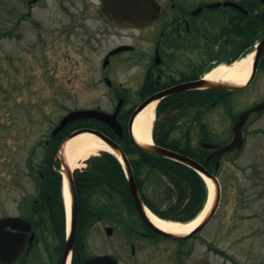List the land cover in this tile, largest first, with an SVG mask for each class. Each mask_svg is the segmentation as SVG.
I'll use <instances>...</instances> for the list:
<instances>
[{
  "label": "flooded vegetation",
  "instance_id": "flooded-vegetation-1",
  "mask_svg": "<svg viewBox=\"0 0 264 264\" xmlns=\"http://www.w3.org/2000/svg\"><path fill=\"white\" fill-rule=\"evenodd\" d=\"M146 2L134 23H119L101 10L87 18L86 76L103 90L101 99L113 101L87 109L114 114L119 108L121 126L90 119L88 128L117 144L138 168L158 157L137 148L136 141H144L132 118L154 105L149 143L206 167V156L233 140L244 114L249 112L241 127L244 143L246 133L264 130V0ZM67 24L68 31L76 29L74 21ZM244 64L245 76H230ZM11 71L17 74L14 66ZM31 80L28 69L21 79L28 92ZM66 136L59 134L52 147ZM50 144L43 142L44 161ZM225 156L206 168L221 175ZM25 169L0 171V264H90L105 256L126 264L128 242L134 258L142 239H167L143 219L127 190L113 186L110 173L75 175L68 208L59 173L30 171L29 160ZM90 175L103 181L91 186Z\"/></svg>",
  "mask_w": 264,
  "mask_h": 264
},
{
  "label": "rangeland",
  "instance_id": "rangeland-1",
  "mask_svg": "<svg viewBox=\"0 0 264 264\" xmlns=\"http://www.w3.org/2000/svg\"><path fill=\"white\" fill-rule=\"evenodd\" d=\"M28 1L0 0V171L26 170L28 150L37 171L44 160L38 145L63 116L90 103L113 104L86 76L82 35L90 12H99L98 0H36L30 7ZM28 10L30 18L22 20ZM73 21L76 29L68 31ZM28 69L29 92L21 83ZM161 182L147 178L145 195L165 210L170 200L155 195ZM220 184L217 215L197 238L185 244L142 239L134 258L128 242L125 263L264 264V131L247 136L237 163H223Z\"/></svg>",
  "mask_w": 264,
  "mask_h": 264
},
{
  "label": "water",
  "instance_id": "water-1",
  "mask_svg": "<svg viewBox=\"0 0 264 264\" xmlns=\"http://www.w3.org/2000/svg\"><path fill=\"white\" fill-rule=\"evenodd\" d=\"M100 1L102 3V11L105 12L106 14H108L109 16H111L113 19H116V20L121 21V22H134L138 17L139 6L142 5L143 10H146L145 7L147 6L146 0H100ZM90 118H94V119H97L99 121H103V122L113 126L115 129L121 128L120 124L117 121V112L113 115H110V114H107L104 112L94 111V110H78V111H73V112L69 113L66 117H64L63 120L60 122L59 127H57L56 130L54 131L53 135H56L59 132H61L68 124H70L72 122L82 120V119H90ZM85 133L95 135L104 144L108 145L118 156H120V158L122 159V161L125 165V170H126V173L128 176L130 188H131L133 197L135 199V202H136L138 208L140 209L141 213H143V215L145 216L146 214L144 212L142 200H141L140 194L138 192V188H137L135 180H134L133 172H132V169L130 167V164H129L125 154L117 145L109 142L105 137L100 135L98 132L92 131L90 129H82V130H78V131L72 133L63 142V144L61 145V147L58 151V154L56 156V158H60L61 165H62L60 172L63 173L64 177L67 179L69 188L70 189L73 188L72 170H71L70 166L68 165V163L64 157V147L68 141L72 140L73 138H75L79 135L85 134ZM241 145H242V138H241L240 133H239V136H236L235 140L230 145H228L227 147H223L221 152L224 153V152H230L234 149H239V148H241ZM137 146L140 149H142L143 151H146L148 153L156 154V155H159L162 157L170 158V159L179 161L181 163H184V164L196 169L205 178L210 179L213 182V184L215 186V194H214V199H213L211 209L207 213V215L205 216L203 221L200 223V225L196 229H194L191 233L183 234V235L174 234L171 232L162 231V230H160L157 227H154L152 225L155 228V230H157L158 232L164 234L165 236H167L171 239H177V240L187 239V238L193 236L194 234H197L200 231H202L210 223L211 219L213 218L214 214L216 213V210L218 208V204L220 202V185L218 183V180L215 177H213L210 173H208L205 169H203L198 164H196L195 162H193L192 160H190L188 158H185V157L180 156V155L173 153L171 151H168V150H165V149H162L159 147H155L152 145H138L137 144ZM212 156H214V155H212ZM207 160H209V158ZM103 260H105V262H104L105 264H116L113 260H110L109 258H102V259H99V258L96 259L95 258V259H92L90 261V264H103Z\"/></svg>",
  "mask_w": 264,
  "mask_h": 264
},
{
  "label": "trees",
  "instance_id": "trees-1",
  "mask_svg": "<svg viewBox=\"0 0 264 264\" xmlns=\"http://www.w3.org/2000/svg\"><path fill=\"white\" fill-rule=\"evenodd\" d=\"M85 125H78L77 128ZM54 149H48L47 163L43 170L45 172H54L52 162L54 157ZM151 163L153 167L159 170L165 178L161 181L159 188L155 193L158 199L166 196L170 200V205L163 210L157 204L145 197L146 204L160 217L165 219H177L181 221L192 220L203 208L207 200V188L204 181L196 174L183 165L170 161L161 160ZM150 164V163H147ZM150 164V165H151ZM90 174L110 173L111 180L114 181V187L120 190H127L128 185L125 182L122 168L115 157L110 154L103 153L100 157L90 161V167L87 169ZM143 175V173H141ZM150 176V171L145 172ZM58 182L60 178L57 177ZM103 181V176L90 175V185ZM129 193V191H128Z\"/></svg>",
  "mask_w": 264,
  "mask_h": 264
},
{
  "label": "bare ground",
  "instance_id": "bare-ground-1",
  "mask_svg": "<svg viewBox=\"0 0 264 264\" xmlns=\"http://www.w3.org/2000/svg\"><path fill=\"white\" fill-rule=\"evenodd\" d=\"M237 69L239 70L238 72ZM247 72L248 68L246 67V64H244L243 66H236L230 71L229 74L231 77H236L238 75L241 77L245 76ZM153 108L154 105H151L146 108V110L141 113V115L137 118L134 123V133L139 139L143 141L150 140V133L153 124ZM100 152L112 153L111 149L108 146H106L98 138L90 134H83L68 141L64 149L65 158L68 162V165L73 170L83 168L85 162L89 158L97 156ZM207 183L210 189V200L205 210L190 223L183 224L166 221L164 219H160L152 212L147 211L149 219L156 227L160 228L163 231H168L179 235L190 233L193 229L197 227V225H199V223L202 221L203 217L206 215V213L211 207V203L214 197V185L210 180H207ZM65 199L67 207L69 208L70 195L68 189H65Z\"/></svg>",
  "mask_w": 264,
  "mask_h": 264
}]
</instances>
